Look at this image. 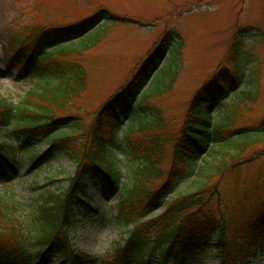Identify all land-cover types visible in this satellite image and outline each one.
I'll use <instances>...</instances> for the list:
<instances>
[{
    "label": "trees",
    "instance_id": "16d2710c",
    "mask_svg": "<svg viewBox=\"0 0 264 264\" xmlns=\"http://www.w3.org/2000/svg\"><path fill=\"white\" fill-rule=\"evenodd\" d=\"M118 21L106 9L75 25L24 26L11 32L9 61L19 67L18 77H36L43 85L17 106L0 93V136L5 132L4 138L22 147L46 142L75 170L65 177L61 192L43 190L28 199L0 192V264H82L85 255L71 243L75 211L83 202L90 211H100L89 204L85 181L116 190V214L105 220L127 235L100 264H184L211 238L218 264H251L264 252V168L245 177L239 166L264 164V116L252 125L240 124L255 88L229 96L245 81L243 33L235 31L222 68L191 97L176 132L164 131L161 112L147 104L170 89L180 69L178 48L165 55L172 32L162 34L127 81L92 113L89 123H82L63 111L85 87L86 71L57 48L82 37L87 42L78 48L87 49L100 35L87 30ZM222 100L229 105L213 123V112L203 106L217 103L218 109ZM127 114L130 126L123 140L133 158L123 185L114 151L116 129ZM5 142H0L2 175L11 165L5 161ZM41 157L28 155L30 167ZM189 175H194L190 190L173 194ZM159 207L163 210L153 214Z\"/></svg>",
    "mask_w": 264,
    "mask_h": 264
},
{
    "label": "rangeland",
    "instance_id": "374dc122",
    "mask_svg": "<svg viewBox=\"0 0 264 264\" xmlns=\"http://www.w3.org/2000/svg\"><path fill=\"white\" fill-rule=\"evenodd\" d=\"M106 9L121 21L104 28L96 23L87 30L88 33H100L93 46L79 49L87 42L81 37L57 48L63 58L77 60L86 71L85 87L63 113L77 115L82 123H89L92 113L127 81L162 34L172 32L173 39L165 55L170 49L178 48L180 69L170 89L148 99L147 104L161 112L164 131L176 132L191 97L222 68L221 62L229 41L239 29L245 42L242 58L245 81L229 96L255 88L256 96L248 102L249 111L244 113L240 124L252 125L262 119L264 0H0V69L3 70L0 93L4 92L17 106L26 99L29 91L35 92L43 85L36 77H18L19 67L9 61L12 31L24 26L75 25ZM227 105L229 103L222 100L218 109L215 108L217 104L203 106V109L214 110V123L219 111ZM133 113L142 115L136 110ZM128 118V114L123 116L122 124L116 129L119 139L114 151V165L120 169L119 177L123 185L128 183L127 163L133 158L128 150L130 145L123 140V132L130 126ZM13 124L10 122L4 128L8 131ZM4 134L0 136V142L6 141L5 161L11 165H8L6 177L0 176V192H8L21 199L36 197L43 190L61 192L66 186L65 177L75 170L72 163L49 150L46 142L22 147L4 138ZM31 153L42 154L38 164L32 167L27 159ZM259 163L239 166L241 175L254 177L260 168H264L261 160ZM193 180L194 175L187 176L173 194L189 191ZM85 185L89 189L91 204L98 206L100 211L77 207L72 249L85 255L82 264H100L109 255L112 245L121 242L127 235L123 228L105 220L116 214L118 199L114 197L115 191L94 185V182L85 181ZM162 210L161 207L155 208L152 213L159 214ZM216 249V240L211 238L191 255L186 264H218ZM251 264H264V252Z\"/></svg>",
    "mask_w": 264,
    "mask_h": 264
},
{
    "label": "snow or ice",
    "instance_id": "6c2138e0",
    "mask_svg": "<svg viewBox=\"0 0 264 264\" xmlns=\"http://www.w3.org/2000/svg\"><path fill=\"white\" fill-rule=\"evenodd\" d=\"M3 74V70L2 69H0V75H2Z\"/></svg>",
    "mask_w": 264,
    "mask_h": 264
}]
</instances>
